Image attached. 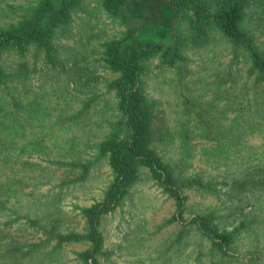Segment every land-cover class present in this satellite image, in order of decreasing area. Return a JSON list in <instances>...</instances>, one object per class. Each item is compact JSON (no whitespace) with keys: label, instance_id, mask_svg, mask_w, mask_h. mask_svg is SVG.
<instances>
[{"label":"rangeland","instance_id":"374dc122","mask_svg":"<svg viewBox=\"0 0 264 264\" xmlns=\"http://www.w3.org/2000/svg\"><path fill=\"white\" fill-rule=\"evenodd\" d=\"M46 1L0 0V33ZM70 1L51 48L0 54V264H264V79L220 30L223 0H129L122 14ZM243 14L264 54V0ZM138 41L161 47L141 60V88L151 149L180 196L137 163L93 251L85 211L113 179L104 148L128 137L107 45ZM204 218L231 242L213 241Z\"/></svg>","mask_w":264,"mask_h":264},{"label":"trees","instance_id":"16d2710c","mask_svg":"<svg viewBox=\"0 0 264 264\" xmlns=\"http://www.w3.org/2000/svg\"><path fill=\"white\" fill-rule=\"evenodd\" d=\"M175 7L186 5L187 0H172ZM129 0H106V7L113 14H122ZM72 1L47 0L28 21L20 26L0 33V54L9 47L23 48L29 43H36L46 48H51L52 35L57 27L69 21V11ZM244 0H223L220 10L215 15L216 22L222 33L236 45H242L250 49L254 66L264 79V54L254 45L253 39L244 28L245 16L243 14ZM152 47L149 42L138 41L127 47L118 43L107 45V61L111 67L121 73V77L114 84L121 98V111L123 112L124 125L127 131V139L117 137L111 139L104 150L109 154V165L112 171V182L104 199L85 211L91 226V239L94 241L93 251L99 246L100 235L98 224L100 217L114 209L128 191V188L137 178L136 164L144 163L151 167L156 178L162 180V172H165V181L168 187L175 190L169 169L158 159L151 149V114L145 104L141 88V60ZM4 70L0 65V78ZM162 169V170H158ZM208 218L201 221V229L204 230L213 241L221 243L231 242V235L218 233ZM213 226L211 228L210 226ZM67 237L62 236V239ZM97 264V263H95Z\"/></svg>","mask_w":264,"mask_h":264}]
</instances>
